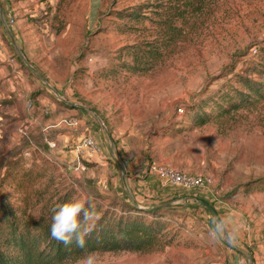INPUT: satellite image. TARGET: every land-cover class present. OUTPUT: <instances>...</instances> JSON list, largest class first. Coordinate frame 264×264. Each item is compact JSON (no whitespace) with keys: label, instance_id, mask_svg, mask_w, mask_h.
I'll return each instance as SVG.
<instances>
[{"label":"rangeland","instance_id":"rangeland-1","mask_svg":"<svg viewBox=\"0 0 264 264\" xmlns=\"http://www.w3.org/2000/svg\"><path fill=\"white\" fill-rule=\"evenodd\" d=\"M189 1L194 9L187 12L182 0H12L19 4L12 16L17 48L40 74L5 43L35 84L27 93L17 83L10 93L0 76V190L12 202L28 196L37 216L42 202L66 189L78 197L91 186L109 204L118 200L100 193L102 182L114 186L130 173L134 179L155 162L212 178L209 191L196 192L226 211L228 231L213 239L215 218L197 202L177 200L193 194L176 188L159 198L176 199L170 206L177 208L163 211L167 243L143 252L95 251L98 264H234L242 258L233 246L264 264V98L233 107L240 102L234 90L242 89L236 75L264 83V0ZM147 43L159 49L154 61L145 57ZM137 53L147 60L141 68ZM38 95L58 116L68 102L81 105L115 147L110 164L75 174L73 162L41 154L21 118L22 103ZM201 112L208 121L196 125Z\"/></svg>","mask_w":264,"mask_h":264},{"label":"trees","instance_id":"trees-1","mask_svg":"<svg viewBox=\"0 0 264 264\" xmlns=\"http://www.w3.org/2000/svg\"><path fill=\"white\" fill-rule=\"evenodd\" d=\"M182 1L185 3L187 12L194 9L193 2ZM147 45L150 48L144 52L145 57L154 61L159 55V49L152 43ZM261 54L258 65L260 72L264 74V47ZM134 55L137 67L141 68L147 60L143 59L144 55L142 57H138V53ZM236 77L242 89L234 90L240 96V102L235 103L234 108L243 103H252L264 98L263 82L242 75H236ZM196 115L197 118L194 120L196 125H202L208 121V114L205 112ZM41 194L43 192L37 193L38 202H41L39 198ZM73 194V190L66 189L54 200L51 197L48 201L42 202L39 214L33 216L28 208V196L15 198L17 202H12V197L0 190V264H62L80 258L86 252H143L161 241L167 243L170 239H166L167 222L162 220L163 211L177 207L170 205L155 207L156 205L153 204H139L133 201H113L102 204V201L96 197L88 196L89 201L86 207H89V210L94 209L97 216L95 229L90 236L86 237L85 248L77 247L75 240L70 245H65L51 237L52 208L72 198ZM199 200L210 204L203 198ZM219 217L222 219L220 215Z\"/></svg>","mask_w":264,"mask_h":264},{"label":"crops","instance_id":"crops-1","mask_svg":"<svg viewBox=\"0 0 264 264\" xmlns=\"http://www.w3.org/2000/svg\"><path fill=\"white\" fill-rule=\"evenodd\" d=\"M17 7H19L18 2H12V0H0V43L2 45V48L0 49V76L1 78H5L7 80L6 84L9 91H11L10 93L18 91L17 83L21 85L27 93H30L35 84L32 83V85H30L29 81L31 80H28V75L22 68V64L17 62V58H15L13 54L8 51L5 45V43L11 45L15 53L21 56L16 49L19 28L17 27V24L15 25L11 22L12 16L15 14ZM21 58L23 64L26 65V61H24L22 56ZM19 81H25L26 85H22ZM34 101L32 108H27V106H25L26 102L25 104L22 103L23 116L21 118L26 124L25 129H28V133H30L29 135L33 139V141L30 140V142H34L36 144H34V146L41 154L45 155V157L49 159H59L67 162H73L77 157L78 145L84 137L86 129H89L91 133L93 132L92 134L94 135L95 141L100 148V152L91 157L84 158L85 162L87 160V168H91V164L95 166H108L110 164L108 161V159H110L109 153L113 154L115 147L112 142H109V140L111 141L110 138L108 140V144L106 143L103 135L100 134L98 127L94 124V122H91L89 116L81 110V105L72 106L63 112H60L61 115L58 116L57 113H55V110H57L56 105L44 95H38L34 98ZM44 107H48L49 111L52 113L50 114V117H46L44 114ZM64 116H80L79 125L76 127L66 126L61 120ZM47 139L55 142L57 146L56 149L48 146L46 143ZM60 144H62V148L60 147ZM67 145L68 148L66 147ZM129 175L130 177L128 176L127 180H125L122 175L118 184H114V186L107 187L106 184L102 182V187L100 186V188L103 191L101 190L100 193H106L105 191H107V195H111L120 202L133 201L145 204L155 203L158 205L162 203L159 202L161 201L159 198H164L165 195L169 196V193L173 194L175 193L176 188L178 189V187L164 183L159 177L149 174L147 170L138 176L135 175L134 179L131 177V173ZM93 190L94 188L91 186H86L84 190H81L80 192L81 195H87L88 197L94 195ZM198 190L200 189L184 190L192 192L193 196L180 195V193H178L179 196H176L177 200L182 199L191 204H195L197 202L199 203V206L201 205V207L214 217L210 209L199 200V198H203L211 204L210 199L207 198V194H202L201 192L197 193L196 191ZM204 190L209 191V189ZM175 200L173 199L165 202L173 203ZM211 207L216 210L217 214H219L222 219L227 220V217L223 218L222 216V214H226V211L217 209L213 205ZM229 234H231L229 237L235 240L233 237L234 234L231 232ZM226 243L233 246L228 241H226ZM233 247L237 257L240 256L242 258L241 262L237 260L234 264L255 263L252 261L254 256H252L251 259V256H249L245 251L238 247Z\"/></svg>","mask_w":264,"mask_h":264},{"label":"clouds","instance_id":"clouds-1","mask_svg":"<svg viewBox=\"0 0 264 264\" xmlns=\"http://www.w3.org/2000/svg\"><path fill=\"white\" fill-rule=\"evenodd\" d=\"M88 201L87 195H81L53 206L50 224L53 239L65 245H70L75 240L77 247L85 248L86 237L90 236L95 229L97 218L95 210H89V207H86ZM228 224L229 221L225 219L218 220L210 233L211 237L215 239L227 233ZM80 264H98L97 254L86 252Z\"/></svg>","mask_w":264,"mask_h":264},{"label":"built area","instance_id":"built-area-1","mask_svg":"<svg viewBox=\"0 0 264 264\" xmlns=\"http://www.w3.org/2000/svg\"><path fill=\"white\" fill-rule=\"evenodd\" d=\"M13 22V20H11ZM2 45L0 43V49ZM33 100L28 99L26 102L27 108L33 107ZM44 114L49 113L48 107L43 108ZM80 118L77 116H69L63 120V123L68 127H76L79 125ZM49 147H55L54 141L46 140ZM100 152V148L95 141L94 135L89 129H86L85 135L82 138L80 144L78 145L77 157L73 161L72 166H70L71 172L75 174H81L87 170V166L84 164L85 157H91ZM147 171L149 174L159 177L164 183L170 184L172 186L191 190V189H208V187L213 183L212 178L205 175H194L187 172H182L180 170L174 169L169 166L161 165L152 162Z\"/></svg>","mask_w":264,"mask_h":264},{"label":"water","instance_id":"water-1","mask_svg":"<svg viewBox=\"0 0 264 264\" xmlns=\"http://www.w3.org/2000/svg\"><path fill=\"white\" fill-rule=\"evenodd\" d=\"M16 49H17L18 53L21 54L20 51L18 50L17 46H16ZM26 63H27V61H26ZM27 65L32 69V71H33L35 74H37L38 78H40V74L38 73V71L35 70V69H34L31 65H29L28 63H27ZM68 104H69L70 106H76V105H77V104H74V103H71V102H68ZM171 204H172L171 202H162V203L156 205L155 207H159V206H169V205H171ZM204 204L210 209V211L212 212V214H213V216H214L216 222H217L218 220H221L220 217H219V215L217 214V212L215 211V209H214L213 207H211V205H209V204H207V203H204Z\"/></svg>","mask_w":264,"mask_h":264}]
</instances>
